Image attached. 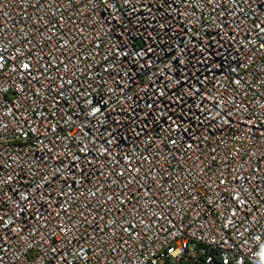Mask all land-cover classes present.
Here are the masks:
<instances>
[{
	"label": "built area",
	"instance_id": "built-area-1",
	"mask_svg": "<svg viewBox=\"0 0 264 264\" xmlns=\"http://www.w3.org/2000/svg\"><path fill=\"white\" fill-rule=\"evenodd\" d=\"M0 264H264V0H0Z\"/></svg>",
	"mask_w": 264,
	"mask_h": 264
},
{
	"label": "snow or ice",
	"instance_id": "snow-or-ice-1",
	"mask_svg": "<svg viewBox=\"0 0 264 264\" xmlns=\"http://www.w3.org/2000/svg\"><path fill=\"white\" fill-rule=\"evenodd\" d=\"M25 67H27V65Z\"/></svg>",
	"mask_w": 264,
	"mask_h": 264
}]
</instances>
